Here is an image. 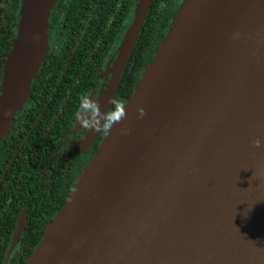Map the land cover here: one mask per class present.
<instances>
[{
  "label": "water",
  "instance_id": "95a60500",
  "mask_svg": "<svg viewBox=\"0 0 264 264\" xmlns=\"http://www.w3.org/2000/svg\"><path fill=\"white\" fill-rule=\"evenodd\" d=\"M56 1H22L0 96V140L48 52ZM150 2L137 4L108 63L102 112L112 106ZM125 110L25 264H175L162 257L174 233L183 238L173 257L198 242L210 255L212 241L221 253L204 264H264L255 198L264 187V0H185ZM211 149L220 161L211 162ZM25 222L22 212L4 264Z\"/></svg>",
  "mask_w": 264,
  "mask_h": 264
},
{
  "label": "trees",
  "instance_id": "16d2710c",
  "mask_svg": "<svg viewBox=\"0 0 264 264\" xmlns=\"http://www.w3.org/2000/svg\"><path fill=\"white\" fill-rule=\"evenodd\" d=\"M57 1L49 17L48 35L52 37L60 31L63 42L59 51L45 54L29 94L32 109L23 123L21 136L8 135L0 140V264L5 262L23 211L25 229L8 264H25L30 259L48 223L61 211L110 130L99 131L88 153L68 160L55 158L61 162L54 159L65 151L81 97H88L99 85L98 74L119 46L132 7L140 2ZM184 1L151 0L114 100L127 103ZM21 2L11 0L1 17L3 56L9 55L17 36Z\"/></svg>",
  "mask_w": 264,
  "mask_h": 264
},
{
  "label": "flooded vegetation",
  "instance_id": "af4514ba",
  "mask_svg": "<svg viewBox=\"0 0 264 264\" xmlns=\"http://www.w3.org/2000/svg\"><path fill=\"white\" fill-rule=\"evenodd\" d=\"M10 1L11 0H4L1 17L4 13V9H5L6 5ZM21 1H23V0H21ZM56 3H55V5H56ZM21 4H22V2H21ZM55 5H54V7H55ZM20 8H21V5H20ZM20 8L18 11V18H19V14H20L19 13ZM135 8H136V5H134L132 7L133 10L131 9L132 10L131 19L127 23L126 28L124 29L123 37H124V34H125L127 28L130 26V24L133 21V18L135 15ZM51 16H52V14H51ZM1 17H0V22H1ZM122 39L119 41L118 44H120ZM62 42H63V38H62L60 31L54 32V34H52V37L51 36L49 37V43H50V45L54 46V48H51L48 51H54V52L59 51ZM117 48L118 47H116L115 52H116ZM115 52L113 53L111 58L114 56ZM110 59L107 62V66H108ZM6 60H7V56L6 55L3 56V52L0 51V96L2 93L1 90L3 87V82L5 80ZM107 66L102 72H100L98 74L99 85L97 87H95V89L89 94V96H88L89 99L97 100L98 97L100 96V92L103 88V84H104L107 76L110 75L109 73H107ZM30 106H31V101L28 98L23 109L21 110V112L19 111V113L14 117L12 123H10V126L6 129L2 138H4L5 136H8V135H10V136H13V135L21 136L23 123L25 120H27L29 118V111H30V109H32ZM110 108H109V110H110ZM15 118H17V119L15 120ZM98 134H99V131H91L89 128L81 127L78 119H76L75 124H74L73 128L71 129V131L67 137V141L64 144L65 151L60 152L57 155V157H55L53 155L54 159L57 158V159L63 160L64 158H66L68 160V158L71 156H77L78 157V155L88 153L90 148L93 146L95 139L97 138ZM57 159H55V160H57ZM57 161L61 162L59 160H57ZM5 174H6V170L4 171L3 176Z\"/></svg>",
  "mask_w": 264,
  "mask_h": 264
},
{
  "label": "bare ground",
  "instance_id": "6f19581e",
  "mask_svg": "<svg viewBox=\"0 0 264 264\" xmlns=\"http://www.w3.org/2000/svg\"><path fill=\"white\" fill-rule=\"evenodd\" d=\"M236 131V130H235ZM215 142L214 141H211V144H214ZM236 144H233L232 147H231V151H230V157H229V160L232 159V156L234 155V152L236 150ZM219 145L215 144L213 146V149H215L216 147H218ZM226 150V149H225ZM228 153V151L226 150V153L225 155ZM246 154L248 153L245 152ZM211 162L213 161H220L222 158L221 156L220 157H217V156H214L212 154V149H211ZM217 158H219V160H216ZM246 159V158H244ZM262 163H258L257 164V168H261L262 167ZM219 166V165H218ZM216 173V168H213L211 170V176H213L214 174ZM231 190H228L224 193V196H223V200L227 198V195L230 193ZM256 195L258 200L261 201V214L263 215L264 217V187L261 189L258 190V192H256ZM262 227H264L263 224H261ZM182 236L180 237H176L175 236V233L172 234V237L169 236L168 237V240H167V245H166V248L164 249V251L162 252V257H166L170 260H173L175 261V264H204L206 263L207 261H211V259L213 257H215L216 255H218L219 253H221V248L218 247L217 245H215L212 241H211V254H205L206 252V246L205 244L201 243V242H198L195 244V248L194 250L186 253V255H176V257H173V254L175 253V250L177 249L178 245L180 244L181 240H182ZM158 258H153V262L152 264H158Z\"/></svg>",
  "mask_w": 264,
  "mask_h": 264
},
{
  "label": "clouds",
  "instance_id": "9594fccd",
  "mask_svg": "<svg viewBox=\"0 0 264 264\" xmlns=\"http://www.w3.org/2000/svg\"><path fill=\"white\" fill-rule=\"evenodd\" d=\"M113 108L108 112H102L100 102L91 100L87 96L81 97L80 109L77 113V119L81 127L89 128L91 131H100L102 129H111L114 124L122 122L127 116L125 110V102L117 100H109ZM140 116L145 115V109H138ZM261 139L254 141L256 147L261 146Z\"/></svg>",
  "mask_w": 264,
  "mask_h": 264
},
{
  "label": "rangeland",
  "instance_id": "374dc122",
  "mask_svg": "<svg viewBox=\"0 0 264 264\" xmlns=\"http://www.w3.org/2000/svg\"><path fill=\"white\" fill-rule=\"evenodd\" d=\"M3 3H4V0H0V10L3 8ZM20 9H21V8H20ZM20 11H21V10H20ZM19 13H20V12H19ZM19 16H20V14H19ZM48 46H49V47H48V50L51 49V48H54V46L50 45V43H48ZM22 109H23V108H22ZM22 109H21V110H22ZM21 110H20V112H21ZM18 113H19V112H18ZM18 113H17V114H18ZM17 114H16V115H17ZM16 115H15V116H16ZM11 123H12V122H11ZM9 126H10V125H9Z\"/></svg>",
  "mask_w": 264,
  "mask_h": 264
}]
</instances>
